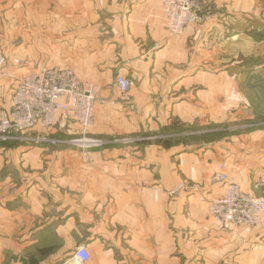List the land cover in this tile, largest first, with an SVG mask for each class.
Returning a JSON list of instances; mask_svg holds the SVG:
<instances>
[{"label": "crops", "instance_id": "crops-1", "mask_svg": "<svg viewBox=\"0 0 264 264\" xmlns=\"http://www.w3.org/2000/svg\"><path fill=\"white\" fill-rule=\"evenodd\" d=\"M215 3L172 36L161 0H58V65L97 85L84 133L105 143L0 144V264H264V211L253 228L209 212L225 190L212 183L220 163L249 193L264 180V0ZM43 5L23 28L35 45ZM29 33L3 57L0 110L45 57L26 49ZM118 74L132 80L127 92ZM174 123L209 137L153 140ZM82 245L90 258L78 262Z\"/></svg>", "mask_w": 264, "mask_h": 264}, {"label": "built area", "instance_id": "built-area-1", "mask_svg": "<svg viewBox=\"0 0 264 264\" xmlns=\"http://www.w3.org/2000/svg\"><path fill=\"white\" fill-rule=\"evenodd\" d=\"M161 3L167 30L172 36L181 34L189 24L204 22L214 13V0H161ZM3 61L0 54V66ZM132 83L120 74L114 80L122 92H127ZM97 91L94 82L82 79L69 66L41 65L30 70L18 80L11 105L0 110V142L29 140L32 138L27 136L29 133L48 130L58 123L67 129L76 123L86 132L94 121ZM36 139L49 141L45 135ZM71 141L81 146L104 143L86 136ZM225 168L226 163H220L212 175V183L223 184L225 190L211 201L210 215L225 228L257 226L264 211V180L259 183L260 193L252 194L229 180ZM73 258L78 262L87 261L90 254L86 246H79Z\"/></svg>", "mask_w": 264, "mask_h": 264}, {"label": "rangeland", "instance_id": "rangeland-1", "mask_svg": "<svg viewBox=\"0 0 264 264\" xmlns=\"http://www.w3.org/2000/svg\"><path fill=\"white\" fill-rule=\"evenodd\" d=\"M42 1H45V5L40 4ZM43 5V8L45 10L42 12L45 14L46 17V23H47V30H46V36L45 40L39 41L35 45L33 44V29H31L29 32H24L23 30L24 25L27 23V18L31 17L32 23H35V17L34 11L38 9L40 6ZM212 6L214 8V12L216 9V3L214 0V3H212ZM30 12V13H29ZM27 19V20H26ZM55 24H58V0H0V53L2 57L5 56V53H12L18 51V49L23 48V42L24 40V34H30L31 35V45L32 46H26L27 50H30L32 54H35L39 52V50L42 51V53H45V57L41 59L39 62H32L31 70L37 68L40 65H46V66H69L66 64H59L58 65V31L54 32V26ZM15 29V30H14ZM38 33V32H36ZM42 37V36H41ZM41 39V38H40ZM42 40V39H41ZM4 62V61H3ZM2 62V64H3ZM1 64V66H2ZM261 113V112H259ZM184 128L183 130H179L181 128ZM203 130V129H202ZM201 130L196 127H189L184 126L179 123H174L168 131H163V129H160L159 132L153 134V140L156 139H162L165 141V144H169L170 140L172 141V134L176 138L175 141L181 140L183 135H187V139H191L193 137H200V138H208L209 135H202L198 134ZM190 133V135H189ZM226 133V130L223 131V134ZM45 135L48 137L47 142H38L37 137L38 136ZM200 135V136H199ZM28 137H32L29 140L24 141H10V142H0L1 146H29V147H35V146H48V147H60V146H72L76 145L75 143H72L71 140L81 138V137H88L86 133H74L71 131V129L62 128L59 123L54 125L48 130H35L29 135ZM213 136V134L211 135ZM103 137V141L105 139V136ZM36 140H33V139ZM55 139H59V142ZM105 143V141H104ZM102 143V144H104Z\"/></svg>", "mask_w": 264, "mask_h": 264}, {"label": "trees", "instance_id": "trees-1", "mask_svg": "<svg viewBox=\"0 0 264 264\" xmlns=\"http://www.w3.org/2000/svg\"><path fill=\"white\" fill-rule=\"evenodd\" d=\"M170 127H171V126H166V127H164V128H163V131H166V130L168 131V129H169ZM183 129H184V128L182 127V128L179 129V130H183ZM6 143H7V142H6ZM32 262H33V263H36V261H34V260H32Z\"/></svg>", "mask_w": 264, "mask_h": 264}]
</instances>
